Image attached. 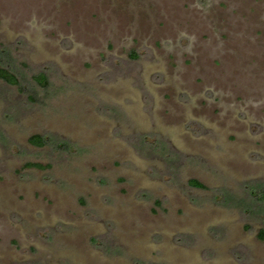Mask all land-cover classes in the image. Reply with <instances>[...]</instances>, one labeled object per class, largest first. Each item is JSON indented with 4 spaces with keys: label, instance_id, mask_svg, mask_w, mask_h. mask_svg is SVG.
I'll use <instances>...</instances> for the list:
<instances>
[{
    "label": "rangeland",
    "instance_id": "1",
    "mask_svg": "<svg viewBox=\"0 0 264 264\" xmlns=\"http://www.w3.org/2000/svg\"><path fill=\"white\" fill-rule=\"evenodd\" d=\"M0 66V264H264V0H0Z\"/></svg>",
    "mask_w": 264,
    "mask_h": 264
},
{
    "label": "trees",
    "instance_id": "2",
    "mask_svg": "<svg viewBox=\"0 0 264 264\" xmlns=\"http://www.w3.org/2000/svg\"><path fill=\"white\" fill-rule=\"evenodd\" d=\"M0 79L5 81L6 83L10 85H16L18 83L15 75L10 72V70L0 66ZM37 82L41 86L47 85V78L45 75L41 74L36 77ZM46 140L40 136H34L31 138V142L37 146H43L45 145ZM37 167H41L40 165H35ZM192 186L203 188V185L198 183L197 181H191ZM258 238L264 242V230H261L258 234Z\"/></svg>",
    "mask_w": 264,
    "mask_h": 264
}]
</instances>
